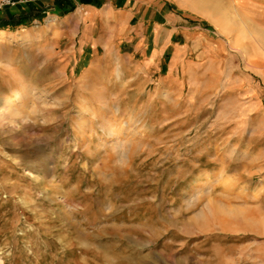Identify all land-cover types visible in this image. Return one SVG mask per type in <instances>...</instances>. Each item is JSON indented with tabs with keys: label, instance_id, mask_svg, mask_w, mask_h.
<instances>
[{
	"label": "rangeland",
	"instance_id": "obj_1",
	"mask_svg": "<svg viewBox=\"0 0 264 264\" xmlns=\"http://www.w3.org/2000/svg\"><path fill=\"white\" fill-rule=\"evenodd\" d=\"M175 1L121 52L0 35V264H264V110L223 82L263 87L264 0ZM199 26L218 62L190 70Z\"/></svg>",
	"mask_w": 264,
	"mask_h": 264
},
{
	"label": "crops",
	"instance_id": "obj_2",
	"mask_svg": "<svg viewBox=\"0 0 264 264\" xmlns=\"http://www.w3.org/2000/svg\"><path fill=\"white\" fill-rule=\"evenodd\" d=\"M168 3L177 2L175 0H35L0 9V16L6 14L7 22L14 24L11 28H0V31L13 33L15 27H22V31L27 33L30 22L42 23L43 20L49 19L48 24L52 25L51 29L58 32L57 37L69 39L71 43L74 41L75 47L79 44L82 49L94 50L99 46L103 47L104 44L108 47L110 43L121 40L122 43L118 46L121 52L122 46L126 49L131 48L129 44L142 37L140 24L146 22V12L149 9L157 8L156 24L165 25L169 22L171 17H168L165 11ZM141 8L145 9L143 15L138 17L141 21H136L137 12ZM136 22L139 26L133 27L132 23ZM173 33L174 31L171 38ZM181 33L187 41L191 40L198 48L192 49L197 52V61L187 63V69H197L199 64L205 61L207 64L218 62L217 50L209 46L211 40L208 39L209 34L205 28L199 26L196 31L181 30ZM160 50L162 54L164 47ZM188 52H190L188 46L179 44L176 55L173 56L174 63H179ZM227 58L230 60V55ZM249 60L250 65L256 68L255 76H263V87L260 89L248 81L246 77L251 75L243 73L234 64L223 71L224 87L264 110V73L261 72L264 58L256 54L249 57Z\"/></svg>",
	"mask_w": 264,
	"mask_h": 264
},
{
	"label": "built area",
	"instance_id": "obj_3",
	"mask_svg": "<svg viewBox=\"0 0 264 264\" xmlns=\"http://www.w3.org/2000/svg\"><path fill=\"white\" fill-rule=\"evenodd\" d=\"M35 0H0V9L5 6H15L20 3H28Z\"/></svg>",
	"mask_w": 264,
	"mask_h": 264
},
{
	"label": "bare ground",
	"instance_id": "obj_4",
	"mask_svg": "<svg viewBox=\"0 0 264 264\" xmlns=\"http://www.w3.org/2000/svg\"><path fill=\"white\" fill-rule=\"evenodd\" d=\"M22 32H23V31H22ZM22 32H21V34H20V37H21L20 39H22V38L25 37V35H26V34H25V33H26L25 31H24L23 33H22ZM11 34H12L11 32L0 31V35H1V36H4V35H5V36H6V35H11ZM120 70H121V67L119 68V71H120ZM20 95H21V93L18 92V93H17V97H19ZM3 107H4V106H3Z\"/></svg>",
	"mask_w": 264,
	"mask_h": 264
}]
</instances>
